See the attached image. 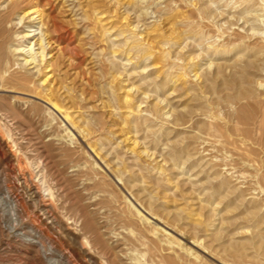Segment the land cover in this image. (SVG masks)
<instances>
[{
	"label": "rangeland",
	"instance_id": "374dc122",
	"mask_svg": "<svg viewBox=\"0 0 264 264\" xmlns=\"http://www.w3.org/2000/svg\"><path fill=\"white\" fill-rule=\"evenodd\" d=\"M24 1L0 0V264H264V0Z\"/></svg>",
	"mask_w": 264,
	"mask_h": 264
},
{
	"label": "bare ground",
	"instance_id": "6f19581e",
	"mask_svg": "<svg viewBox=\"0 0 264 264\" xmlns=\"http://www.w3.org/2000/svg\"><path fill=\"white\" fill-rule=\"evenodd\" d=\"M29 1V0H25L24 2ZM36 13H31V15H34ZM31 15H28L26 17V19L30 18ZM41 17V16H40ZM38 18H31L29 20V24L33 25L35 24V22L37 21ZM42 18H40V22L38 24H42L44 25L45 23H43V20H41ZM6 21H0V64H2L4 61H8L10 60L14 55L15 52H9L8 51V44L9 42H14L12 36L10 35L11 31L8 33L6 32V27L4 24ZM50 25L51 27H53L52 24L48 23V30L50 29ZM30 28H33L32 26ZM40 35V33H37V30L35 31H27V33H25L23 35V37H21L23 40L27 41V40H34L33 42H31L30 47L29 48H25L23 49V51H20V54H27V59L25 60L26 65L29 66H33L32 69L38 68L39 69V74L40 73H45L44 77L46 78L44 80L43 83H47V85L50 87V92H54L55 89V81H54V76H49V74L52 72V70H50L49 68L52 66L51 61L47 60V54H46V50L48 49V47L50 46V37H48V35H46V33L44 34V36L40 37L39 39L35 40L38 36ZM34 43V46H38L39 48L35 49V47H32V44ZM27 49V50H26ZM38 51V52H37ZM42 66L43 68L40 69L39 67ZM34 78V75L32 74H27L26 76H23V79L26 82H31ZM53 93H50L47 97H45L46 100H43V102L45 104H47L49 107L53 108L55 111L57 110L59 113V106L54 102V97L52 95ZM53 97V98H52ZM27 171V170H26ZM24 172V171H23ZM28 174V172H27ZM29 175V174H28ZM22 176V175H21ZM31 176V175H30ZM24 178V176H23ZM26 178V177H25ZM31 179V178H30ZM27 180V179H26ZM27 183V182H26ZM33 183V182H32ZM35 185V184H34ZM30 186V185H29ZM37 186V184H36ZM36 189V188H35ZM38 194V193H37ZM36 196V195H35ZM49 202V201H48ZM47 203V202H46ZM44 213V212H43ZM46 216L48 219H50L51 217V213L49 212V210H46ZM89 223V222H88ZM90 225V223L88 224V226ZM92 225V224H91ZM91 227V226H90ZM92 228V227H91ZM92 230V229H91ZM14 231V230H13ZM90 231V230H89ZM87 232V231H86ZM97 233V232H96ZM98 236V235H97ZM20 237V235H19ZM23 239L26 241V243L32 245H39V242H35V239L22 234ZM99 237V236H98ZM98 239V238H97ZM41 245V244H40ZM42 247V246H41ZM40 247V248H41Z\"/></svg>",
	"mask_w": 264,
	"mask_h": 264
}]
</instances>
